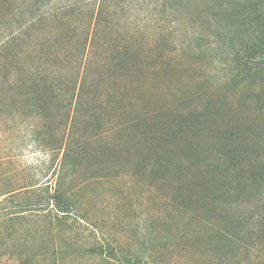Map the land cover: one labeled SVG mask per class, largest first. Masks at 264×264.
I'll return each instance as SVG.
<instances>
[{
	"label": "rangeland",
	"instance_id": "rangeland-1",
	"mask_svg": "<svg viewBox=\"0 0 264 264\" xmlns=\"http://www.w3.org/2000/svg\"><path fill=\"white\" fill-rule=\"evenodd\" d=\"M39 5L45 15L7 61L19 80L10 86L0 71V192L55 185L54 146L69 127L65 87L83 71L75 135L93 152L88 172L105 175L73 177L85 217L54 229L35 219L19 232L30 239L26 252L46 244L40 264H50L58 244L70 249L58 255L64 264H121L90 249L109 241L150 264H264V213L250 219L264 204V61L253 51L264 44V0ZM30 68L55 84L45 109L24 88ZM239 217L247 235L223 236ZM10 254L0 264H18Z\"/></svg>",
	"mask_w": 264,
	"mask_h": 264
},
{
	"label": "trees",
	"instance_id": "trees-1",
	"mask_svg": "<svg viewBox=\"0 0 264 264\" xmlns=\"http://www.w3.org/2000/svg\"><path fill=\"white\" fill-rule=\"evenodd\" d=\"M88 1H92L93 3L94 0ZM40 3L41 0H0V61H2V68H0V71L8 75L7 80L9 84L11 82L10 86H12L14 82H17L19 78L16 80L14 76H11L12 73L8 70L10 65L7 64V61L11 56H14V58L18 56V53H20L19 48L22 47L23 40L31 24L45 15L43 7L39 5ZM66 6L67 5H64L57 9ZM101 11L99 5L98 8H96L95 17H98ZM95 32L96 29L94 26L91 31V37L89 39L90 44H88L86 53L88 51L90 54L94 50L95 43L93 42H95ZM253 51H255L256 57L260 58L263 62L264 44L260 46V51L258 49H254ZM88 63H90V60ZM28 73V77L33 83L30 86H24L26 92H31L33 95L37 96L35 99L39 103L38 109L47 108L48 96L49 93L52 92V88L55 84H47L38 80L39 76L35 68H30ZM20 75L22 77L25 76L21 73ZM22 83H24V81H21V84ZM67 87L68 90L67 93L65 92L66 103L64 104V108L66 109L65 117H67L69 127L67 126L68 130L67 127L63 130V137L59 139V144L54 146V150L56 149L59 155V169L55 185L49 186L45 184L43 186H38L39 183H37L26 186L25 190H22V188L17 189L18 187H16L6 192H0V233H5V235L0 238V261L5 257L4 255H6V253H11L10 259H13L18 264H40L41 258L39 255L44 254L49 246L44 244L41 246L39 252L30 255L26 252L30 239L27 237L28 235H20L19 232L26 228L33 229L35 225L34 220L38 218L41 221L43 220L50 229H54L55 226L66 223L67 218L71 216L84 218V215L81 216L83 210L81 202L76 198L77 185L74 181H71V179L77 175H84V179L87 181L105 175L104 173L102 175L88 172V164L90 163L88 156L92 155L93 152L88 146L89 142L86 136L76 139L75 135L76 116L84 103L83 98L85 96L84 92L86 87L85 72L83 71L79 80L74 83L72 82L71 86H69L68 82L65 88ZM1 94L3 93L0 90V112L5 111V106H7L4 102L6 98L1 96ZM36 129L37 130H34V132H36L32 134L35 136L36 140L40 141L41 133L38 128ZM254 207L250 219L259 221L257 217L264 213V204ZM245 222L246 220L242 217L231 222L226 226L225 230L222 231L223 236L240 238L243 237V235H247L244 233L243 223ZM253 225L252 226L256 230L259 229L256 223ZM259 234L264 237L263 231H259ZM8 239H12L11 241H13V244L10 245L11 250L9 251L6 250L7 246L5 245ZM52 248L57 258H53L50 264H64L63 261L58 259V255L61 253V255L66 258L67 255L70 254V249L65 247V245L58 244L54 245ZM90 249L93 252L102 253V256H105L104 253L107 251L108 257L118 260L121 264H150L146 258L139 253L126 254L118 252L116 246H113L109 241L105 248L102 244H99Z\"/></svg>",
	"mask_w": 264,
	"mask_h": 264
}]
</instances>
